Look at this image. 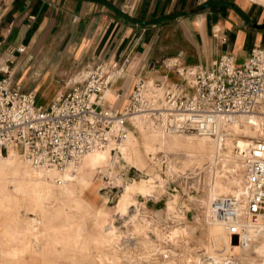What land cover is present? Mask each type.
Listing matches in <instances>:
<instances>
[{
  "label": "rangeland",
  "instance_id": "1",
  "mask_svg": "<svg viewBox=\"0 0 264 264\" xmlns=\"http://www.w3.org/2000/svg\"><path fill=\"white\" fill-rule=\"evenodd\" d=\"M24 73L25 71L14 72L12 79L17 80L16 83L25 90H35L39 84L43 83L45 86L49 82L35 75L23 76ZM0 75L5 73L1 72ZM79 79L81 78H73L71 82ZM68 80L56 78L54 83L61 88ZM36 91L38 100L40 91ZM59 91L64 92L65 88ZM136 117L133 115L127 118L124 125L126 134L131 132L136 140L137 150L131 145L127 150L129 156L123 157L118 148L125 144V138L120 143L110 142L105 145L108 149L106 161L96 170L89 171L90 168H85L79 173V176L84 173L83 176L91 184L90 187H85L82 182L75 185L78 197L69 207H58L57 202L53 201L49 206L41 204L38 207L35 203L33 206L29 203L30 200L21 195L22 189L17 190V179L11 174L15 169L20 171L22 166H6V174L0 178V203H3L0 204V218L16 233L7 237L0 233V264H112L114 261L119 264H197L199 258L207 255L213 257L217 264L235 261L230 248L233 244L239 245L237 237L233 236L230 244H227L220 236L217 238L210 235L207 229L210 202L221 195L214 192L216 185L212 177L206 181V175L199 173L188 163L189 156L197 158V149L187 146L170 147L160 140L153 142L151 135L155 129L161 130V121H156V118L149 115L141 114L138 120ZM183 134H166L165 137H175L180 142L184 136L194 137L188 132ZM195 139L191 142L197 145L198 141ZM206 139V162L210 158L218 173L229 174L213 158L214 144ZM145 144H149L154 150L147 151ZM15 150L24 160L21 150ZM7 153L8 151L3 153L0 158H4ZM136 155L143 165H139ZM26 164L29 165L28 162ZM64 170L56 169L54 172ZM180 171L189 178L176 175ZM149 179L154 183V194L146 196L132 191L130 201L117 212L123 186ZM34 216L38 217L39 224L33 231L41 241L39 240V245L30 242L31 245L28 246L26 241H29L30 233L27 232L31 229ZM241 250L240 256L243 254L250 264H263L264 245L261 239L241 246Z\"/></svg>",
  "mask_w": 264,
  "mask_h": 264
},
{
  "label": "crops",
  "instance_id": "2",
  "mask_svg": "<svg viewBox=\"0 0 264 264\" xmlns=\"http://www.w3.org/2000/svg\"><path fill=\"white\" fill-rule=\"evenodd\" d=\"M262 25L254 0H0V73L47 79L30 90L47 106L105 63L114 75L106 99L121 108L138 78L188 89L181 68H211L223 53L243 63L264 43ZM56 78L69 80L60 88Z\"/></svg>",
  "mask_w": 264,
  "mask_h": 264
},
{
  "label": "built area",
  "instance_id": "3",
  "mask_svg": "<svg viewBox=\"0 0 264 264\" xmlns=\"http://www.w3.org/2000/svg\"><path fill=\"white\" fill-rule=\"evenodd\" d=\"M7 71V66L1 69ZM178 73L188 89L138 78L121 108L103 97L114 82L105 63L96 64L82 82L57 94L47 106L9 75H0V155L12 147L20 149L33 168L63 170L94 149L120 143L126 136L124 122L133 115L159 119L167 133L213 137L221 122L238 116L249 121L264 105V43L243 63L223 53L211 68L187 67ZM234 151L243 172L241 191L214 198L208 214L223 225L230 241L235 236L239 245L247 246L261 239L264 245V136L236 141ZM200 264H211V259L204 256Z\"/></svg>",
  "mask_w": 264,
  "mask_h": 264
},
{
  "label": "bare ground",
  "instance_id": "4",
  "mask_svg": "<svg viewBox=\"0 0 264 264\" xmlns=\"http://www.w3.org/2000/svg\"><path fill=\"white\" fill-rule=\"evenodd\" d=\"M254 1H258V2L264 4V0H254ZM106 92H107V90L104 92V95H103V97L105 99H106V96H105ZM142 115L146 116L145 114H142ZM134 116H137L136 117L137 120L140 118L139 115H134ZM157 120H159V119L156 118V121ZM161 126H162L161 130L159 129L158 131H156V129H155L156 132L153 131V134L151 135L153 137V142L156 143L158 140H160L161 143H164V144L166 143L170 147L187 146L190 148H196L197 152H198L197 158H193V156H189L188 163L192 164L193 168L196 169L199 173L205 174L206 175V181H208L209 177L210 178L212 177V179L216 185V188H214V192L217 195L237 194V193H239V191H241V186H242V181H243V172H242V167H241V163L239 161V158L234 151V147H235L236 141H238V144H241L243 142H247V141L252 140L254 138H260V137L264 136V105H262L259 108V111L253 117H251L249 121H248V118H246L245 116H238L234 121H232L230 123L221 122L219 124L218 133L213 137L199 136V135H195V134L191 133L194 135V137L193 136L192 137L191 136H184L183 140L180 142L175 137H167L166 138L165 135L166 134L184 135L183 133H167L163 129L162 124H161ZM148 135H150V134H148ZM193 138H196L195 140L198 141L197 145H194L193 142H191V141H193ZM206 138L210 139L214 144L213 158L217 161V163L219 165L221 164L222 168H225L226 170H228V172H230L229 174L218 173L210 158H207V162H206V160H205L206 159V155H205V151H206L205 144L206 143L205 142L208 141ZM125 140H126L125 144L123 146H120L118 148V150L120 149L123 157L126 158L129 156V154L127 156V150L129 149V147L131 145H133L136 148L137 143H136V140L134 139L131 132H128V134H126ZM145 149L147 151L154 150V148H151V146H149V144H145ZM107 150L108 149L106 146L99 148V149H94V150L86 153L85 154L86 156L85 155H84L85 157L83 156L84 159H82L83 157L81 158L82 160L79 164L74 165V166H72V165L68 166L65 168L64 171L57 173V172H54L56 169L54 170L53 168L52 169L51 168H33L30 164L27 165L25 160L22 159V157L15 150V148L9 147L7 155L4 156V158H2V159L0 158V178H2V176H4L6 174L7 169H8V168H6V166H9V167L10 166L13 167L14 165L22 166V169L20 171H17L15 169V170L11 171V174L17 179V182H18L17 190L22 189V191L20 193L23 196V198L30 200L31 202H29V203H32V205H33V203H35L36 205H38V207L41 204H46L47 206H49L48 204L51 201L57 202L58 207L61 205H67L69 207V204L73 201H76L77 197H78V193L76 191L75 185H77L78 182H82V185H84L85 187H90V184H91L90 181L86 180V177L83 176L84 173L82 175L80 174V176H79V173L80 172L82 173V171L85 168H90L89 171L96 170L100 165H102V163H104L106 161ZM136 150H137V148H136ZM2 155H0V156H2ZM135 158L137 159L139 165H143V163H142V161L138 155H136ZM126 161H127V159H126ZM108 165H110V164H108ZM110 169H111V167H110ZM176 175L182 176L184 178L187 176V175L183 174L181 171L176 173ZM186 178H189V177H186ZM58 182H59V184H58ZM160 185L162 188L163 187L162 182H160ZM154 190H155L154 183H153V181L151 182L150 179H149V181L148 180H141L138 183L134 182V183L125 184L123 186V193L120 195V199L118 201V208H116V210L120 209L123 205H125L128 201H130V195H131L130 193L132 191H138V192H140L146 196H149V195L154 194ZM3 202H4V200H3ZM66 202L68 204H66ZM3 208H4V206H3ZM6 211H4V212L6 213ZM119 211L120 210H118L117 212H119ZM44 217H46V216H44ZM37 218L38 217L35 218V216L32 218L31 229L29 230V232H27V233H30L29 241H26L28 246L31 245L30 242L35 243V245L36 244L39 245V240L41 241V239H38L39 235L37 234L38 235L37 236L36 233H34L35 231H33L34 228L37 226V224H39ZM6 219H7V217H6ZM207 222H208L207 223V229L211 233L210 234L208 232L210 235H212L214 237L216 236L217 238L220 236V238H222L223 240H226L227 244H230V239H229L228 235H226L223 225H221L218 222L211 220L210 217H209V220H207ZM78 230L79 229L77 228V231ZM22 231H24V230H22ZM59 231H60V228H59ZM0 233L5 234L7 237V236H14L16 231L9 228L7 226L5 220H2L0 218ZM24 233L25 232H23V234ZM59 234H60V232H59ZM19 244H20V242H19ZM66 244L68 245L67 242H66ZM230 249L233 251L231 253V255H233V258H236V259H235V261H232V262L226 260L227 263H225V264H250L249 260L247 258H245L243 256V254L240 256V253L243 250V249L241 250L240 245H234L233 244V246ZM55 250H56V248H55ZM23 252H24V250H23ZM112 254H113V252H112ZM206 257L211 259V264H217L216 260L213 257H210L208 255ZM29 260H30V258H29ZM201 260H202V258H199L197 264H200ZM12 261H14V260H12ZM110 263H111V261H110ZM112 264H119V262L114 261Z\"/></svg>",
  "mask_w": 264,
  "mask_h": 264
},
{
  "label": "water",
  "instance_id": "5",
  "mask_svg": "<svg viewBox=\"0 0 264 264\" xmlns=\"http://www.w3.org/2000/svg\"><path fill=\"white\" fill-rule=\"evenodd\" d=\"M262 26H264V25H262Z\"/></svg>",
  "mask_w": 264,
  "mask_h": 264
}]
</instances>
